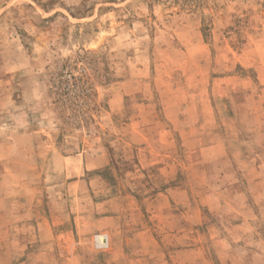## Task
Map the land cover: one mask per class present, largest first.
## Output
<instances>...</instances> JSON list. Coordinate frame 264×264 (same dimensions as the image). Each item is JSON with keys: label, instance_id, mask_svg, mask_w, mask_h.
I'll use <instances>...</instances> for the list:
<instances>
[{"label": "rangeland", "instance_id": "1", "mask_svg": "<svg viewBox=\"0 0 264 264\" xmlns=\"http://www.w3.org/2000/svg\"><path fill=\"white\" fill-rule=\"evenodd\" d=\"M0 264H264V0H0Z\"/></svg>", "mask_w": 264, "mask_h": 264}, {"label": "built area", "instance_id": "2", "mask_svg": "<svg viewBox=\"0 0 264 264\" xmlns=\"http://www.w3.org/2000/svg\"><path fill=\"white\" fill-rule=\"evenodd\" d=\"M94 246L97 249H106L109 247V239L107 236H96L94 238Z\"/></svg>", "mask_w": 264, "mask_h": 264}, {"label": "crops", "instance_id": "3", "mask_svg": "<svg viewBox=\"0 0 264 264\" xmlns=\"http://www.w3.org/2000/svg\"><path fill=\"white\" fill-rule=\"evenodd\" d=\"M141 151V150H140ZM143 151H146L145 149L143 150ZM144 156V155H143ZM142 156V157H143ZM146 158V160H149V159H151V160H153L154 158H155V156H154V154L153 153H151V155L150 156H145ZM140 163L142 164L143 163V159H140ZM160 170L161 171H164V170H167V168H160ZM166 199H168V196L166 195V194H164V193H160V194H158L157 195V201H159V202H163V203H165V200ZM104 219H106V220H108V219H113V217L112 218H110V217H106V218H104Z\"/></svg>", "mask_w": 264, "mask_h": 264}, {"label": "trees", "instance_id": "4", "mask_svg": "<svg viewBox=\"0 0 264 264\" xmlns=\"http://www.w3.org/2000/svg\"><path fill=\"white\" fill-rule=\"evenodd\" d=\"M84 84H86V83H84ZM87 84H88V83H87ZM87 86H89V85H85L84 88H86ZM88 92H89V91H88ZM88 92H84V95H85V96H88V95H89Z\"/></svg>", "mask_w": 264, "mask_h": 264}]
</instances>
